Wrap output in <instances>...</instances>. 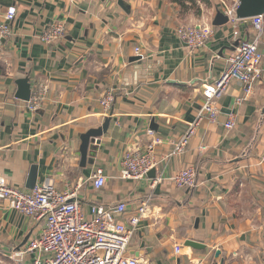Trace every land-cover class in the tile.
<instances>
[{
    "label": "crops",
    "instance_id": "obj_1",
    "mask_svg": "<svg viewBox=\"0 0 264 264\" xmlns=\"http://www.w3.org/2000/svg\"><path fill=\"white\" fill-rule=\"evenodd\" d=\"M123 1L128 11L117 0H0L2 12L16 10L11 35L0 46V179L30 190L28 175L36 166L35 185L48 179L60 190L78 187L86 213L94 203L125 202L119 219L126 225L151 195L128 247L141 264H264V31L262 73L248 95L232 81L219 100L218 122L202 119L184 152L169 156L196 118L202 85L217 77L233 43L248 39L252 29L229 21L213 26L215 10L202 3L196 13L170 0ZM54 20L64 22L65 34L45 44L39 36ZM206 22L212 32L199 48L175 33L180 24ZM23 77L31 90L48 88L35 112L14 96ZM107 90L114 100L104 115L99 100ZM237 97L244 98L237 103ZM229 115L236 124L228 130ZM106 118L95 157L81 166L79 136ZM155 137L161 139L150 151L155 178L122 179L123 152L145 151ZM189 166L196 170L195 186H175L172 175ZM97 168L106 176L99 189L90 180ZM42 226L0 199V264H15L12 251L25 248ZM188 239L205 248L186 246Z\"/></svg>",
    "mask_w": 264,
    "mask_h": 264
},
{
    "label": "built area",
    "instance_id": "obj_2",
    "mask_svg": "<svg viewBox=\"0 0 264 264\" xmlns=\"http://www.w3.org/2000/svg\"><path fill=\"white\" fill-rule=\"evenodd\" d=\"M238 0L231 5L223 4V12L228 16L234 28L239 24H249L252 29L248 39L238 40L237 45L227 54L225 64L217 77L210 83L202 85V103L194 121L188 124L182 137L174 144L169 156L182 153L198 123L206 119L210 123L218 122L219 100L225 94L232 81L239 82L245 95L262 73V54L258 49L260 37L264 31L263 15L238 19L236 8ZM15 7H8L4 12L0 6V46L2 41L11 35V22L15 17ZM66 27L63 21L54 20L41 32L39 38L45 44L64 36ZM212 32L210 23L180 24L175 29L177 37L191 49L204 46ZM140 48L134 52L139 54ZM48 88L45 84H35L29 100L28 110L35 112L40 109L47 97ZM244 97H237L239 103ZM114 100L112 91L107 90L99 100L101 112L107 115ZM235 119L229 115L223 123L225 129L235 127ZM152 135V131L148 130ZM161 139L155 137L146 150L129 149L122 155V179H140L154 166L150 156L153 144ZM196 170L193 166L181 169L173 174L170 180L180 188H191L196 184ZM91 184L95 189L104 186L106 176L102 169L92 173ZM152 181L150 186H154ZM78 187L60 190L48 179L36 184L30 190H22L6 184L0 179V199L6 200L8 206L18 213L34 220H41L43 226L40 233L30 239L23 249L13 250L15 264H26L23 257L31 256L27 264H141L139 258L129 255L128 247L134 231L148 212L151 195L141 201L135 213L127 218L126 225L119 217L125 214L126 204L121 201L113 206L94 203L85 212L77 198ZM179 246L174 247L178 252Z\"/></svg>",
    "mask_w": 264,
    "mask_h": 264
},
{
    "label": "water",
    "instance_id": "obj_3",
    "mask_svg": "<svg viewBox=\"0 0 264 264\" xmlns=\"http://www.w3.org/2000/svg\"><path fill=\"white\" fill-rule=\"evenodd\" d=\"M117 5L124 11H128V7L123 0H117ZM264 14V0H238V7L236 8V17L238 19L250 18L256 15ZM229 21L228 16L217 9L213 16L211 24L213 26H221L226 24ZM238 41L236 40L232 49L237 45ZM136 58H139L138 56ZM16 92L14 96L17 99L22 101H28L31 93V84L28 77L19 78L16 80ZM110 118H106L102 125L97 128H92L86 131L85 133L79 136L80 138V165L85 166L88 158H94L98 145L100 143L99 138L106 133L109 126ZM147 175L151 178H155V171L151 169L147 172ZM37 171L36 166H32L28 175L27 186L33 188L36 183ZM185 245L193 249H204L205 246L191 239L185 241ZM220 253L219 250L215 251V255L218 256Z\"/></svg>",
    "mask_w": 264,
    "mask_h": 264
},
{
    "label": "trees",
    "instance_id": "obj_4",
    "mask_svg": "<svg viewBox=\"0 0 264 264\" xmlns=\"http://www.w3.org/2000/svg\"><path fill=\"white\" fill-rule=\"evenodd\" d=\"M170 2L175 3L177 5H179L183 10L184 9H188V8H192V6L196 7V13H198L199 11V7L198 4L202 3L206 6H209L210 4V0H170ZM263 18H264V14H263Z\"/></svg>",
    "mask_w": 264,
    "mask_h": 264
},
{
    "label": "rangeland",
    "instance_id": "obj_5",
    "mask_svg": "<svg viewBox=\"0 0 264 264\" xmlns=\"http://www.w3.org/2000/svg\"><path fill=\"white\" fill-rule=\"evenodd\" d=\"M233 1L234 0H210V4H209L208 8L210 11H212V10L216 11L217 9L222 11L221 8L223 7V4L231 5L233 3ZM192 7H193V10L195 11L196 7H194V6H192ZM198 7H199V5H198Z\"/></svg>",
    "mask_w": 264,
    "mask_h": 264
}]
</instances>
